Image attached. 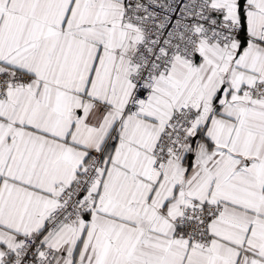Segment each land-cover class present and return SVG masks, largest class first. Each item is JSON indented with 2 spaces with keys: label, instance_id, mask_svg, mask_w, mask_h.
Returning <instances> with one entry per match:
<instances>
[{
  "label": "snow or ice",
  "instance_id": "snow-or-ice-1",
  "mask_svg": "<svg viewBox=\"0 0 264 264\" xmlns=\"http://www.w3.org/2000/svg\"><path fill=\"white\" fill-rule=\"evenodd\" d=\"M0 264H264V0H0Z\"/></svg>",
  "mask_w": 264,
  "mask_h": 264
}]
</instances>
